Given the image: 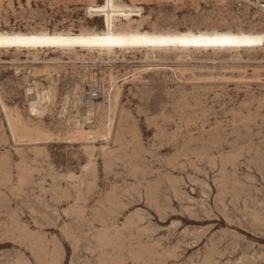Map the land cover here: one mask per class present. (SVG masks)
I'll return each instance as SVG.
<instances>
[{"label": "rangeland", "instance_id": "obj_1", "mask_svg": "<svg viewBox=\"0 0 264 264\" xmlns=\"http://www.w3.org/2000/svg\"><path fill=\"white\" fill-rule=\"evenodd\" d=\"M138 1L146 25L251 28L262 27L264 17V0H223V5L216 0ZM85 7L86 0H0V25L79 28L87 18ZM1 54L0 264H264V48L243 52L239 60L232 53H211L185 64L146 61L135 53L126 60L85 64L65 56L66 63L46 67L30 64L24 54ZM17 57L21 61L13 62ZM37 82L42 87L53 82L56 88L54 102L46 104L41 117L29 112L35 91L29 96L26 91ZM118 88L119 102L110 112ZM2 102L11 114L17 108L27 120L49 127L50 139H29L22 130L15 138ZM85 117L93 121L86 126L97 130L112 121L110 140L102 134L88 141L71 138L67 130Z\"/></svg>", "mask_w": 264, "mask_h": 264}, {"label": "bare ground", "instance_id": "obj_2", "mask_svg": "<svg viewBox=\"0 0 264 264\" xmlns=\"http://www.w3.org/2000/svg\"><path fill=\"white\" fill-rule=\"evenodd\" d=\"M5 1V0H3ZM167 1V0H164ZM163 1V2H164ZM173 1H183V0H173ZM218 2L222 1V5L225 3L223 0H216ZM248 2L250 0H247ZM261 1V0H260ZM17 2V1H16ZM77 2V1H76ZM144 2V1H141ZM158 2V1H157ZM161 2V1H160ZM201 2V1H200ZM215 2V1H214ZM244 2V0H243ZM18 3V2H17ZM216 3V2H215ZM7 4V3H6ZM26 4V3H25ZM142 4V3H141ZM150 4V3H149ZM152 4V3H151ZM212 4V3H211ZM13 5V4H12ZM31 5V4H30ZM167 5V4H166ZM170 5V4H169ZM219 5V4H218ZM18 6V5H17ZM22 6V5H21ZM32 6V5H31ZM143 6V5H142ZM161 6V5H160ZM213 6V5H212ZM217 6V5H216ZM165 7V6H164ZM205 7V6H204ZM19 8V7H18ZM180 8V7H179ZM255 8V7H254ZM10 9V8H9ZM21 9V8H20ZM86 15L87 18L80 24L79 28H76L73 26H60V27H53L52 25H49L48 23H43L39 26L36 27H8L6 23L4 25L6 26H1L0 25V33L2 34H14V33H19V34H42V33H47L49 35H65V36H72V37H77V36H89V35H105L108 33H111L112 35H143L147 34L149 36L152 35H184L186 33H192L193 35H199L201 33L204 34H225V33H231L233 35H252V36H262L264 35V29L262 28L264 26V17L260 25L262 27H258L255 25V27L251 28H245V27H236L233 28L231 26H218L216 24H211V23H204L203 25H194V26H179V25H162L161 23H156L152 25H146L143 17V8L140 6L138 0H104V3L102 5H97L96 0H86ZM170 9V8H169ZM257 9V8H256ZM259 9V8H258ZM261 9L264 10V4H261ZM2 10V9H0ZM248 10V9H247ZM260 10V9H259ZM11 11V10H10ZM29 11V10H28ZM85 11V10H84ZM171 11V10H170ZM253 11V10H252ZM6 12V11H5ZM8 12V10H7ZM6 12V13H7ZM15 12V11H14ZM164 12V11H163ZM151 13V12H150ZM162 13V12H161ZM190 13V12H189ZM4 14V13H3ZM197 14V13H196ZM203 14V11L202 13ZM1 15V14H0ZM12 15V14H11ZM162 15V14H161ZM170 15V14H169ZM168 15V16H169ZM198 15V14H197ZM206 15V14H205ZM210 15V14H209ZM246 15V14H244ZM33 16V15H32ZM241 16V15H240ZM248 16V15H247ZM163 17V16H162ZM165 17V16H164ZM176 17V16H175ZM191 17H194L192 14ZM196 17V16H195ZM213 17V16H212ZM230 17V16H229ZM228 17V18H229ZM238 17V16H237ZM147 18V17H146ZM145 18V19H146ZM148 18H150L148 16ZM160 18V17H159ZM187 18V17H186ZM6 19V18H5ZM155 19V18H154ZM185 19V18H184ZM190 19V18H189ZM192 19V18H191ZM196 19V18H195ZM240 19V18H239ZM162 20V18H161ZM225 20V18H224ZM235 20V18H234ZM233 20V22H234ZM252 20V19H251ZM3 21H5L3 19ZM9 21V20H8ZM49 21V20H48ZM65 21V20H64ZM149 21V20H148ZM158 21V20H157ZM184 21V20H183ZM192 21V20H191ZM190 21V22H191ZM261 21V20H260ZM13 22V21H12ZM15 22V21H14ZM50 22V21H49ZM65 23V22H64ZM77 23V22H76ZM101 26H99V24ZM187 23V22H186ZM223 23V22H222ZM231 23V22H230ZM31 24V23H30ZM57 24V23H56ZM61 24V23H60ZM229 24V23H228ZM259 24V23H258ZM26 25V24H25ZM29 25V24H28ZM18 26V25H17ZM234 26V25H233ZM243 26V25H242ZM264 48V45L260 44H244V45H238V46H212V47H206V46H197V45H143V44H138V45H125V46H119V45H114L111 47H96V46H82L79 44H72V45H49V44H44V45H36V46H31V47H24V46H15V45H7V46H0V54L1 53H14L15 55L17 54H24L26 55L27 59L26 61L29 62L32 65L43 63L46 65V67H50L51 64H60V63H66L67 61L64 60V57H68V61L72 62L74 64L78 63H88V62H96L100 60H109V61H117L120 59V56H123V59L126 60V55L128 54H135V53H141L143 58H145L146 61H167V60H175L180 63H188L190 61H193L195 59H198V56L200 55H209V54H221V53H232L234 60H239L242 59V53L243 52H255L258 50H262ZM44 54L49 55L48 57H43ZM54 54L55 57H52ZM2 55V54H1ZM43 55V56H42ZM52 55V56H50ZM140 55V54H139ZM12 57V56H11ZM15 59V56H13ZM130 57V56H129ZM138 57V56H137ZM122 58V57H121ZM131 58V57H130ZM216 58V57H215ZM232 58V57H229ZM228 58V59H229ZM135 59V58H134ZM213 59V58H212ZM225 59V57H224ZM251 59V58H250ZM255 59V58H254ZM140 60V59H139ZM13 62L16 61H21L20 58L17 57L16 60H12ZM120 61V60H119ZM122 61V60H121ZM201 61V60H200ZM224 61V60H223ZM227 61V60H226ZM249 61V60H247ZM212 63V62H211ZM220 63V62H219ZM149 64V63H148ZM201 64V63H199ZM218 64V63H217ZM227 64V63H225ZM235 64V63H234ZM246 64V63H245ZM250 64V63H249ZM246 64V65H249ZM29 65V64H28ZM42 65V64H41ZM111 65V64H110ZM118 65V64H117ZM121 65V64H120ZM144 65V64H143ZM147 65V64H146ZM160 65V64H159ZM197 65V64H196ZM195 65V66H196ZM240 65V64H239ZM262 65V64H261ZM72 66V65H71ZM234 66V65H232ZM31 67V66H30ZM34 67V66H33ZM138 67V66H136ZM135 67V68H136ZM188 67V66H187ZM186 67V68H187ZM220 67V66H219ZM35 68V67H34ZM33 68V69H34ZM44 68V67H43ZM108 68V67H107ZM127 68V67H125ZM159 68V67H158ZM163 68V67H162ZM168 68V67H167ZM178 68V67H177ZM189 68V67H188ZM187 68V69H188ZM199 68V67H197ZM196 68V69H197ZM207 68V67H206ZM221 68V67H220ZM219 68V69H220ZM227 68V67H226ZM37 69V68H36ZM40 69V68H39ZM143 69V68H142ZM150 69V68H149ZM156 69V68H155ZM164 69V68H163ZM174 69V68H173ZM186 69V70H187ZM194 69V68H193ZM202 69V68H201ZM211 69V68H210ZM209 69V70H210ZM228 69V68H227ZM232 69V68H231ZM237 69V68H236ZM244 69V68H243ZM44 70V69H43ZM67 70V69H66ZM133 70V69H132ZM157 70V69H156ZM179 70V69H178ZM192 70V68H191ZM230 70V69H229ZM228 70V71H229ZM233 70V69H232ZM242 70V69H241ZM246 70V69H245ZM258 70V69H256ZM261 70V69H260ZM263 70V69H262ZM35 72V70H32ZM46 71V70H45ZM52 71V70H51ZM64 71V70H63ZM62 71V72H63ZM172 72V70H170ZM194 71V70H193ZM200 71V70H199ZM203 71V70H202ZM208 71V70H207ZM212 71V70H211ZM210 71V72H211ZM223 71V70H222ZM227 71V70H225ZM38 72V71H37ZM40 72V71H39ZM128 72V71H127ZM141 72V71H140ZM197 72V70H196ZM246 72V71H245ZM256 72V71H255ZM146 73V72H145ZM173 73V72H172ZM178 73V72H177ZM184 73V71H183ZM187 73H190L187 71ZM192 73V72H191ZM200 73V72H199ZM206 73V72H205ZM220 73V72H219ZM229 73V72H228ZM39 74V73H37ZM45 74V73H44ZM54 74V73H53ZM95 74V73H94ZM171 74V73H170ZM214 74V73H213ZM33 76V75H32ZM59 76V75H58ZM107 76V74H106ZM181 76V75H180ZM187 76V75H186ZM193 76V75H192ZM92 77V76H91ZM90 77V78H91ZM114 77V76H113ZM183 77V76H182ZM60 78V77H59ZM258 78V77H257ZM89 79V78H88ZM114 79V78H113ZM95 80V79H94ZM102 80V79H101ZM104 80V78H103ZM184 80V78H183ZM200 80V79H199ZM35 81V80H34ZM37 81V80H36ZM212 81V80H211ZM57 82V81H56ZM122 82V81H121ZM36 83V82H35ZM38 83V82H37ZM107 83V82H106ZM120 83V82H119ZM52 85L48 87H42L40 83L37 84H32L29 85V87L26 89L27 94H29L34 90V95L33 98L30 99V107L29 112L32 113L33 115L37 116H42L45 113V109L48 107L46 105L49 103V105L52 103L53 98L55 97V86ZM180 85V84H179ZM263 85V84H262ZM138 86V85H136ZM211 86V85H210ZM102 87V86H101ZM139 87V86H138ZM165 87V86H164ZM171 87V86H170ZM177 87H180L177 85ZM129 88V87H128ZM136 88V87H134ZM246 88V87H245ZM255 88V87H254ZM76 89L80 90L79 86H76ZM86 89V88H85ZM88 89V88H87ZM112 89V88H111ZM166 89V88H165ZM168 89V88H167ZM256 89H258L256 87ZM262 89V87H261ZM92 90V89H91ZM115 90V89H114ZM140 90V88H139ZM142 90V89H141ZM172 90V87H171ZM248 90V89H247ZM89 91V90H88ZM103 91V90H102ZM167 91V90H165ZM260 91V89H259ZM84 92V91H83ZM185 92V90H184ZM243 92V91H242ZM92 93V92H91ZM113 93V92H112ZM121 90L120 88L117 89V93L115 95V100H111L110 104L108 105V111L110 110L113 111L115 107L117 106L119 102V96H120ZM151 93V92H150ZM2 94V93H1ZM79 94V93H78ZM64 95V94H63ZM77 95V94H76ZM83 93L79 96V99H81ZM105 95V94H104ZM75 96V95H74ZM85 96V95H84ZM92 96V95H91ZM113 96V95H112ZM158 96V95H157ZM172 96V95H171ZM88 97V96H87ZM90 97V96H89ZM88 97V98H89ZM104 97V96H103ZM109 97V96H108ZM1 98V97H0ZM3 98V97H2ZM4 99V98H3ZM83 99V97H82ZM81 99V101H82ZM106 99V98H105ZM109 99V98H108ZM107 99V100H108ZM66 100V99H65ZM84 100V99H83ZM104 100V99H102ZM195 100V99H194ZM264 100V99H263ZM32 101V102H31ZM71 101V100H70ZM174 101V100H173ZM191 101V100H190ZM253 101V100H252ZM54 102V101H53ZM68 102V101H67ZM148 102V101H146ZM88 103V102H87ZM92 103V102H91ZM95 103V102H94ZM174 103V102H173ZM243 103V102H242ZM3 109L6 113V117L8 120L9 127L11 128L12 133L14 134L15 138L19 134L20 130L24 131L25 134H29L27 136L28 138L30 136H35L36 140H39L41 138H48L50 139L51 135L53 134L52 130L49 127H46L43 123H35L31 119L27 120L26 117L23 116V112L16 110V114L14 113L11 114V110L9 107L3 103ZM123 104V103H122ZM166 104V103H165ZM263 104V103H262ZM18 105V104H17ZM128 105V104H127ZM130 105V104H129ZM173 105V104H172ZM241 105V104H240ZM246 105V104H245ZM244 105V106H245ZM82 106V104H81ZM84 106V105H83ZM98 106V105H97ZM104 106V105H103ZM171 106V105H170ZM176 106V105H175ZM258 106V105H257ZM261 106V105H260ZM17 107V106H15ZM79 107V106H78ZM102 107V106H101ZM130 107V106H129ZM160 107V106H159ZM217 107V106H216ZM23 108V107H22ZM88 113L92 111L91 106L88 107ZM208 108V107H207ZM250 108V107H249ZM255 108V107H254ZM258 108V107H257ZM1 109V108H0ZM125 109V108H124ZM132 109V108H131ZM162 109V108H161ZM177 109V108H176ZM192 109V108H191ZM102 111V109H100ZM104 110V109H103ZM116 110V109H115ZM114 110V111H115ZM144 110V109H143ZM181 110V109H180ZM235 110V109H234ZM237 110V109H236ZM235 110V111H236ZM182 111V110H181ZM246 110H244L245 112ZM255 111V109H254ZM15 112V111H14ZM51 112V111H50ZM75 112V111H74ZM100 112V111H99ZM106 112V109L105 111ZM148 112V111H147ZM159 112V110H158ZM162 112V111H161ZM76 113V112H75ZM103 113V112H102ZM160 113V112H159ZM178 113V112H177ZM236 113V112H235ZM108 114V113H107ZM136 114V113H135ZM175 114V113H174ZM49 115V114H48ZM59 115V113H58ZM88 115V114H87ZM93 115V114H92ZM91 115V116H92ZM137 115V114H136ZM162 115V114H161ZM238 115V114H237ZM240 115V114H239ZM102 116V115H101ZM106 115L103 116V118ZM111 116V114H110ZM114 116V115H113ZM121 116V114H120ZM131 116V115H130ZM188 116V115H187ZM224 116V115H223ZM222 116V117H223ZM69 117V116H68ZM5 118V117H4ZM28 118V117H27ZM86 118V117H85ZM112 118V117H110ZM109 118V119H110ZM114 118V117H113ZM144 118V117H143ZM149 118V117H148ZM187 118V117H186ZM231 118V117H230ZM229 118V119H230ZM69 119V118H68ZM120 119V118H119ZM136 119V118H135ZM179 119V118H178ZM243 119V118H242ZM90 117H87L84 121V123H79L78 121H74L72 125V129L67 130L68 135H70L71 138L73 139H85L89 140L92 135H100L102 134V137H104V140L109 141L110 138L112 137V121L110 122L109 127H103L100 126L97 122V124L100 126L97 127L93 125H88L90 122ZM101 120V119H100ZM103 120V119H102ZM106 120V119H105ZM113 120V119H112ZM137 120V119H136ZM160 120V119H159ZM170 120V119H169ZM204 120V119H203ZM6 121V120H5ZM70 121V120H69ZM182 121V120H181ZM235 121V120H234ZM243 121V120H242ZM179 122V121H178ZM251 122V121H250ZM54 123V122H53ZM70 123V122H69ZM93 123V121H92ZM90 123V124H92ZM109 123V122H107ZM238 123V122H237ZM241 122H239L240 124ZM262 123V122H261ZM119 124V123H118ZM213 124V123H212ZM4 125V123H3ZM2 125V126H3ZM70 125V124H69ZM215 125V124H214ZM256 125V124H255ZM97 126V125H96ZM102 127V128H101ZM180 127V126H179ZM186 127V126H185ZM261 127V126H259ZM4 128V127H3ZM119 128V127H118ZM242 128V127H241ZM258 128V127H257ZM128 129V128H127ZM187 129V128H186ZM210 129V128H209ZM240 129V128H239ZM243 129V128H242ZM247 129V128H246ZM252 129V128H251ZM260 129V128H259ZM9 130V129H8ZM118 130V129H116ZM182 130V128L180 129ZM235 130V128H233ZM238 130V128H237ZM245 130V129H244ZM249 130V129H248ZM4 131V130H3ZM66 131V130H65ZM200 131V130H199ZM230 131V129H229ZM247 131V130H246ZM172 132V131H171ZM175 132V131H173ZM235 131V135H236ZM244 132V131H243ZM250 131H248L249 133ZM163 133V132H162ZM170 133V132H169ZM218 133V132H216ZM233 133V132H232ZM247 133V132H246ZM259 133V132H258ZM7 134V133H6ZM23 134V133H21ZM26 134V135H27ZM66 134V133H65ZM161 134V133H160ZM187 134V133H186ZM229 134V133H228ZM119 134H117L116 137H118ZM121 135V134H120ZM119 135V136H120ZM198 135V134H197ZM209 135V134H208ZM207 135V136H208ZM215 135V134H214ZM238 135V134H237ZM241 135V134H240ZM101 136V135H100ZM131 136V135H130ZM161 136V135H160ZM165 136V135H163ZM239 136V135H238ZM237 136V137H238ZM257 136V135H256ZM26 137V139H27ZM95 137V136H94ZM115 137V138H116ZM200 137V136H199ZM213 137V136H211ZM217 137V136H216ZM258 137V136H257ZM256 137V138H257ZM25 138V137H24ZM96 138V137H95ZM100 138V137H99ZM122 138V137H121ZM120 138V139H121ZM172 138V137H171ZM215 138V137H214ZM223 138V137H222ZM239 138V137H238ZM245 138V137H244ZM30 139V138H29ZM32 139V138H31ZM174 139V138H173ZM211 139V138H210ZM240 139V138H239ZM8 140V139H7ZM18 140V139H17ZM35 140V141H36ZM58 140V139H57ZM116 140H119L116 138ZM125 140V139H124ZM172 140V139H171ZM183 140V139H182ZM219 140V139H218ZM264 140V139H262ZM20 141V140H19ZM24 141V140H23ZM68 141V140H67ZM75 141V140H74ZM160 141V139H159ZM158 141V142H159ZM175 141V140H174ZM173 141V142H174ZM187 141V140H186ZM190 141V140H189ZM203 141V140H202ZM212 141V140H211ZM242 141V140H241ZM15 142V141H14ZM115 142V140H114ZM120 142V141H119ZM162 142V141H161ZM194 142V140H193ZM197 142H199L197 140ZM196 142V143H197ZM207 141H205L206 143ZM243 142V141H242ZM250 142V141H249ZM191 143V141H190ZM200 143V142H199ZM246 143V142H245ZM248 143V142H247ZM93 144V143H91ZM106 144V142H105ZM117 144V143H116ZM114 143V145H116ZM129 144V143H128ZM146 144V143H145ZM198 144V143H197ZM124 145V144H123ZM150 145V144H149ZM168 145V144H167ZM188 145V144H187ZM193 145V144H192ZM213 145V144H211ZM254 145V144H253ZM44 146V145H43ZM58 146V145H57ZM94 147V145H92ZM112 146V145H111ZM185 146V145H184ZM237 146V145H235ZM20 147V146H19ZM49 147V146H48ZM102 147V146H101ZM114 147V146H113ZM120 147V146H119ZM130 147V146H129ZM212 147V146H211ZM244 147V146H243ZM77 148V147H76ZM80 148V147H79ZM85 148V147H84ZM90 148V147H89ZM106 149V147H103ZM115 148V147H114ZM198 148V147H197ZM201 148V147H200ZM15 149V148H14ZM13 149V150H14ZM17 149V147H16ZM27 149V148H26ZM95 149V148H93ZM117 149V148H116ZM114 149V150H116ZM119 149V148H118ZM117 149V150H118ZM241 149V148H240ZM256 149V148H255ZM34 150V149H33ZM32 150V151H33ZM67 150V149H66ZM96 150V149H95ZM94 150V151H95ZM133 150V149H131ZM93 150H91L92 152ZM93 151V152H94ZM109 151V150H108ZM112 151V150H111ZM149 151V150H148ZM191 151V150H190ZM260 151V149H259ZM92 152V153H93ZM147 152V151H146ZM179 152V151H178ZM196 152V151H195ZM243 152V150L241 151ZM263 152V150L261 151ZM8 153V152H7ZM15 153V152H14ZM58 153V152H56ZM66 153V152H65ZM101 153V152H100ZM112 153V152H111ZM150 153V151H149ZM31 154V153H30ZM55 154V153H54ZM69 154V153H68ZM77 154V153H76ZM110 154V153H109ZM116 154V153H115ZM137 154V153H136ZM256 154V153H255ZM16 155V154H15ZM34 155V154H33ZM82 155V154H81ZM108 155V153H107ZM117 155V154H116ZM55 156V155H54ZM66 156V155H65ZM73 156V155H72ZM75 156V155H74ZM77 156V155H76ZM79 156V154H78ZM152 156V155H151ZM233 156V155H232ZM241 156V155H240ZM255 156V155H254ZM59 157V155H58ZM68 157V155H67ZM90 157V156H89ZM132 157V156H131ZM235 157V156H234ZM57 158V156H56ZM63 158V157H62ZM77 158V157H76ZM102 158V157H101ZM254 158V157H253ZM257 158V157H256ZM46 159V158H45ZM75 159V157H74ZM228 159V158H227ZM102 160V159H101ZM105 160V159H104ZM166 160V159H165ZM164 160V161H165ZM52 161V160H51ZM56 161V160H55ZM76 161V159H75ZM22 163V161H20ZM19 162V163H20ZM69 162V161H68ZM135 162V161H134ZM163 162V161H162ZM168 162V161H167ZM166 162V163H167ZM189 162V161H188ZM34 163V162H33ZM57 163V162H56ZM62 163V161H61ZM72 163V162H71ZM231 163V162H230ZM7 164V163H6ZM18 164V163H17ZM86 164V162H85ZM261 164V163H260ZM264 164V163H263ZM2 165V164H0ZM15 165V164H14ZM19 165V164H18ZM24 165V164H23ZM122 165V163H121ZM256 165V164H255ZM16 166V165H15ZM25 166V165H24ZM29 166V165H28ZM52 166V165H51ZM63 166V165H62ZM166 166V165H165ZM262 166V165H261ZM4 167V166H3ZM9 167V166H8ZM40 167V166H39ZM47 167V165H46ZM61 167V166H60ZM78 167V166H77ZM12 168V167H11ZM18 168V167H17ZM48 168V167H47ZM64 168V167H63ZM85 168V167H84ZM103 168V167H102ZM110 168V167H109ZM116 168V167H115ZM21 169V168H20ZM41 169V168H40ZM50 169V168H49ZM86 169V168H85ZM117 169V168H116ZM143 169V168H142ZM226 169V168H225ZM19 170V169H17ZM24 170V169H23ZM75 170V169H74ZM109 170V169H108ZM136 171V169H134ZM133 170V171H134ZM21 171V170H20ZM43 171V170H41ZM93 171V170H92ZM248 171V169H247ZM22 172V171H21ZM20 172V173H21ZM24 172V171H23ZM78 172V171H77ZM82 172V170H81ZM93 174V172H91ZM232 173V172H231ZM9 174V173H8ZM73 174V173H72ZM91 174V175H92ZM104 174V173H103ZM235 174V173H234ZM76 175V174H75ZM80 175V173H78ZM90 175V177H91ZM245 175V174H244ZM23 176V175H20ZM27 176V175H26ZM116 176V175H115ZM137 176V175H136ZM162 176V175H160ZM243 176V175H242ZM6 177V176H5ZM11 177V176H10ZM36 177V176H35ZM41 177V176H40ZM105 177V176H104ZM140 177V176H139ZM180 177V176H179ZM233 177V176H232ZM7 178V177H6ZM115 178V177H114ZM244 178V177H243ZM242 178V179H243ZM19 179V178H18ZM55 179V178H54ZM53 179V180H54ZM58 178H56L57 180ZM89 179V178H88ZM24 180V179H23ZM42 180V179H41ZM52 180V179H51ZM52 180V181H53ZM69 180V179H68ZM182 180V179H181ZM1 181V180H0ZM6 181V180H5ZM25 181V180H24ZM62 181V180H61ZM122 181V180H121ZM233 181V180H232ZM246 181V180H245ZM4 182V181H3ZM45 182V181H44ZM55 182V180H54ZM72 182V181H71ZM186 182V180H185ZM249 182V181H248ZM8 183V182H7ZM6 183V184H7ZM56 183V182H55ZM82 183V182H81ZM90 183V182H89ZM2 184V183H1ZM23 184V183H22ZM21 184V185H22ZM48 184V183H47ZM168 184V183H167ZM225 184V183H224ZM232 184V183H231ZM237 184V183H236ZM235 184V185H236ZM17 185V184H16ZM26 185V184H25ZM43 185V183H42ZM113 185V184H112ZM118 185V184H117ZM212 185V184H211ZM3 186V185H2ZM32 186V185H31ZM64 186V185H63ZM89 186V185H88ZM20 187V186H19ZM27 187V186H26ZM30 187V186H29ZM46 187V186H45ZM58 187V186H57ZM65 187V186H64ZM82 187V186H80ZM113 187V186H112ZM126 187V186H125ZM50 188V187H49ZM59 188V187H58ZM227 188V187H226ZM27 189V188H26ZM32 189V188H31ZM38 189V188H37ZM42 189V188H40ZM47 189V188H45ZM54 189V188H53ZM78 189V188H77ZM48 190V189H47ZM60 190V188H59ZM59 190L57 192H59ZM127 190V189H126ZM124 190V191H126ZM149 190V189H148ZM243 188L241 189L242 192ZM14 191V190H12ZM20 191V188H19ZM35 191V190H34ZM38 191V190H37ZM87 191V190H86ZM112 191V190H111ZM17 192V189H16ZM25 192V191H24ZM32 192V191H31ZM21 193V192H19ZM88 193V192H86ZM7 194V193H5ZM14 194V193H13ZM23 194V193H22ZM60 194V192H59ZM67 194V192H66ZM72 194V193H71ZM76 194V193H75ZM110 194V193H109ZM2 195V193H0ZM77 195V194H76ZM105 195V194H104ZM7 196V195H6ZM54 196V195H53ZM56 196V195H55ZM59 196V195H57ZM14 197V196H13ZM66 197V196H65ZM104 197V196H103ZM116 197V195H115ZM145 197V196H144ZM214 197V196H213ZM61 198V197H60ZM77 198V197H76ZM143 198V197H142ZM89 199V198H88ZM107 199V198H106ZM37 200V199H36ZM61 200V199H60ZM151 200V199H150ZM188 200V199H187ZM41 201V200H40ZM96 201V199H95ZM108 201V200H107ZM11 203V202H10ZM75 203V202H74ZM105 203V202H104ZM69 204V203H68ZM84 204V203H82ZM111 204V203H110ZM144 204V202H143ZM60 205V204H59ZM74 205V204H73ZM95 206V205H94ZM108 206V205H107ZM185 207V206H184ZM79 208V207H78ZM135 208V207H134ZM91 209V208H90ZM96 209V208H95ZM29 211V210H28ZM79 212V211H78ZM77 212V213H78ZM13 214V213H12ZM30 214V213H29ZM32 214V213H31ZM80 214V213H79ZM92 214V213H91ZM22 215V214H21ZM81 215V214H80ZM133 215V214H132ZM33 216V215H32ZM78 216V215H77ZM92 216V215H91ZM136 219V217H135ZM83 220V219H82ZM139 220V219H138ZM29 221V220H28ZM111 221V220H110ZM123 221V220H122ZM125 221V220H124ZM62 222V220H61ZM77 222V221H76ZM80 222V221H79ZM138 222V221H137ZM35 223V222H34ZM101 223V222H100ZM139 223V222H138ZM60 224V223H59ZM97 224V223H96ZM35 225V224H34ZM42 225V224H41ZM44 225V224H43ZM101 225V224H100ZM61 226V225H60ZM105 226V225H103ZM128 226V225H127ZM146 226V225H145ZM37 227V226H36ZM40 227V226H39ZM96 227V226H95ZM41 228V227H40ZM105 228V227H104ZM114 228V227H113ZM126 228V226H125ZM59 229V228H58ZM102 229V228H101ZM107 230V229H106ZM234 230V229H233ZM131 231V230H130ZM141 231V230H139ZM103 232V231H102ZM62 233V232H61ZM123 233V232H122ZM137 233V232H136ZM140 233V232H139ZM149 233V232H148ZM115 234V233H114ZM118 234V233H117ZM127 234V233H126ZM141 234V233H140ZM18 235V234H17ZM99 235V234H98ZM142 235V234H141ZM15 235H13L14 237ZM50 236V235H49ZM136 236V235H135ZM212 236V235H211ZM25 237V235H24ZM24 237L21 236L23 239ZM27 237V236H26ZM31 237V236H30ZM28 236V238L30 239ZM38 237V236H37ZM65 237V236H64ZM115 237V236H114ZM113 237V239H114ZM129 237V236H128ZM6 238V237H5ZM16 238V237H15ZM108 238V237H107ZM112 238V237H111ZM18 239V238H17ZM28 239V240H29ZM48 239V238H47ZM116 239V238H115ZM125 239V238H124ZM21 240V239H20ZM33 240V239H32ZM106 240V239H105ZM112 240V239H110ZM133 240V239H132ZM16 242V240H14ZM36 241V240H35ZM34 241V242H35ZM124 241V240H123ZM138 241V240H137ZM32 242V243H34ZM115 242V241H114ZM117 242V241H116ZM119 242V241H118ZM133 242V241H132ZM37 243V241L35 242ZM113 244V242H111ZM102 244V243H101ZM19 245V244H18ZM111 245V244H110ZM114 245V244H113ZM123 245V244H122ZM122 245H120L122 247ZM117 246V244L115 245ZM114 246V247H115ZM118 246V248H121ZM194 246V245H193ZM40 247V246H39ZM52 247V246H51ZM110 247V246H109ZM45 248V247H44ZM76 248V247H75ZM104 248V247H103ZM111 248V247H110ZM40 249V248H39ZM42 249V248H41ZM123 249V248H122ZM136 249V248H135ZM54 250V249H53ZM140 250V249H139ZM146 250V249H145ZM177 250V249H176ZM253 251V250H252ZM112 252V250H111ZM149 253V250L146 251ZM41 253V251H40ZM106 254V253H105ZM122 254V253H121ZM50 256V254H46ZM118 255V253H117ZM109 256V255H108ZM116 257V256H114ZM123 257V256H122ZM154 257V256H153ZM51 258V257H50ZM110 258V257H109ZM113 258V257H112ZM158 258V257H157ZM20 259V258H19ZM108 259V257H107ZM111 259V258H110ZM109 259V260H110ZM121 260V259H120ZM151 260V259H150ZM159 260V259H158ZM19 261V260H18ZM98 261V260H97ZM113 261V260H112ZM105 262H107L105 260ZM109 262V261H108ZM119 262V261H117ZM127 262V261H126ZM53 263V262H52ZM121 263V262H120ZM24 264H26L24 262ZM206 264V263H205Z\"/></svg>", "mask_w": 264, "mask_h": 264}, {"label": "snow or ice", "instance_id": "obj_3", "mask_svg": "<svg viewBox=\"0 0 264 264\" xmlns=\"http://www.w3.org/2000/svg\"><path fill=\"white\" fill-rule=\"evenodd\" d=\"M72 45L79 44L82 46L111 47L114 45H197V46H238L244 44L264 45V35H233L225 34H204L193 35L186 33L184 35H89V36H65L42 34H19L11 35L0 33V46L15 45L31 47L36 45Z\"/></svg>", "mask_w": 264, "mask_h": 264}, {"label": "built area", "instance_id": "obj_4", "mask_svg": "<svg viewBox=\"0 0 264 264\" xmlns=\"http://www.w3.org/2000/svg\"><path fill=\"white\" fill-rule=\"evenodd\" d=\"M238 5H239V7H241L242 6V2H238ZM238 10H239V8H238ZM97 96H98V94H97V92L93 95V97L94 98H97Z\"/></svg>", "mask_w": 264, "mask_h": 264}]
</instances>
